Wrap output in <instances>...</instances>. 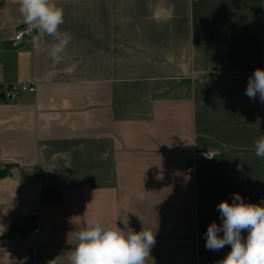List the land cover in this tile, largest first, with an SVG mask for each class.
<instances>
[{
  "label": "crops",
  "instance_id": "1",
  "mask_svg": "<svg viewBox=\"0 0 264 264\" xmlns=\"http://www.w3.org/2000/svg\"><path fill=\"white\" fill-rule=\"evenodd\" d=\"M54 2L72 35L55 62V37L14 41L19 0H0V264H67L93 216L153 230L145 264H217L218 203L264 201V103L245 95L264 0Z\"/></svg>",
  "mask_w": 264,
  "mask_h": 264
},
{
  "label": "clouds",
  "instance_id": "2",
  "mask_svg": "<svg viewBox=\"0 0 264 264\" xmlns=\"http://www.w3.org/2000/svg\"><path fill=\"white\" fill-rule=\"evenodd\" d=\"M18 10L34 46L45 36L55 37L48 55L53 62L57 61L72 39L70 33L60 31L63 9L54 0H19ZM257 93L264 103V69L260 68L248 78L245 95L255 99ZM254 145L255 155L264 158V134ZM232 201L231 204L221 201L216 206L222 223L217 225L213 221L207 227L206 249L219 251L225 245L231 246L226 257L217 264H264V201L245 203L239 193L233 194ZM123 224L121 228L116 223L90 217L77 233L76 246L68 255L67 264H145L156 243L154 231L143 228L136 232L128 226L127 219H123ZM2 230L0 225V234ZM242 230H247L246 239L242 237Z\"/></svg>",
  "mask_w": 264,
  "mask_h": 264
},
{
  "label": "built area",
  "instance_id": "3",
  "mask_svg": "<svg viewBox=\"0 0 264 264\" xmlns=\"http://www.w3.org/2000/svg\"><path fill=\"white\" fill-rule=\"evenodd\" d=\"M25 28L26 26L20 28L16 34H15V37H14V41L15 42H20L22 41L23 39H26V38H32L31 35H29L26 31H25ZM35 92V87H29V86H15L11 89V94H13V96L15 94H17L18 92ZM218 153L217 152H210V151H203V152H199V153H196L195 154V157L196 158H203V159H207V160H212ZM210 157V158H209ZM194 171V168L193 167H188L186 170H185V173L186 174H191L193 173ZM38 233V231H37Z\"/></svg>",
  "mask_w": 264,
  "mask_h": 264
},
{
  "label": "trees",
  "instance_id": "4",
  "mask_svg": "<svg viewBox=\"0 0 264 264\" xmlns=\"http://www.w3.org/2000/svg\"><path fill=\"white\" fill-rule=\"evenodd\" d=\"M8 174V170L6 167H3L1 164H0V180L2 178H4L6 175Z\"/></svg>",
  "mask_w": 264,
  "mask_h": 264
},
{
  "label": "water",
  "instance_id": "5",
  "mask_svg": "<svg viewBox=\"0 0 264 264\" xmlns=\"http://www.w3.org/2000/svg\"><path fill=\"white\" fill-rule=\"evenodd\" d=\"M0 98H2V99L4 98V95H3L2 93L0 94ZM8 98H9L10 100H13V96H9Z\"/></svg>",
  "mask_w": 264,
  "mask_h": 264
}]
</instances>
